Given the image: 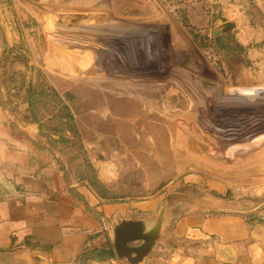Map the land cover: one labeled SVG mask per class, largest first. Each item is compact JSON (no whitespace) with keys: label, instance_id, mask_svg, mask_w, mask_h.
Here are the masks:
<instances>
[{"label":"rangeland","instance_id":"374dc122","mask_svg":"<svg viewBox=\"0 0 264 264\" xmlns=\"http://www.w3.org/2000/svg\"><path fill=\"white\" fill-rule=\"evenodd\" d=\"M1 4L0 89L20 121L38 123L68 183L107 206L160 198L172 222L214 201L264 220V16L253 2Z\"/></svg>","mask_w":264,"mask_h":264},{"label":"crops","instance_id":"0c3cea01","mask_svg":"<svg viewBox=\"0 0 264 264\" xmlns=\"http://www.w3.org/2000/svg\"><path fill=\"white\" fill-rule=\"evenodd\" d=\"M250 1L264 16V0ZM7 13L0 9V58ZM16 113L0 89V264H132L117 256L112 228L140 218L154 225L160 198L102 204L88 186L66 181L37 138L38 123ZM165 219L156 246L139 264H264V220L224 202L193 208L173 222L165 212ZM111 249L113 257H101Z\"/></svg>","mask_w":264,"mask_h":264},{"label":"water","instance_id":"95a60500","mask_svg":"<svg viewBox=\"0 0 264 264\" xmlns=\"http://www.w3.org/2000/svg\"><path fill=\"white\" fill-rule=\"evenodd\" d=\"M216 202L222 201H214L212 204ZM198 207L202 206L198 205L194 206L193 208ZM228 207L230 208L229 204ZM165 212H170L171 214L170 209H166V207H164L156 217L157 220L155 221L154 225L151 224L149 220L144 218L137 220H122L116 224L114 228H112V231L114 234L113 245L117 256L119 258L127 259L132 264L141 263L153 251L158 240L160 239L164 221L167 220L165 219ZM180 214H178V216ZM172 219L173 218L170 217L171 222Z\"/></svg>","mask_w":264,"mask_h":264},{"label":"trees","instance_id":"16d2710c","mask_svg":"<svg viewBox=\"0 0 264 264\" xmlns=\"http://www.w3.org/2000/svg\"><path fill=\"white\" fill-rule=\"evenodd\" d=\"M31 122H34V121H31ZM104 256L105 257H113L114 256V252L112 251V249L111 250H102L101 251V257H104Z\"/></svg>","mask_w":264,"mask_h":264}]
</instances>
